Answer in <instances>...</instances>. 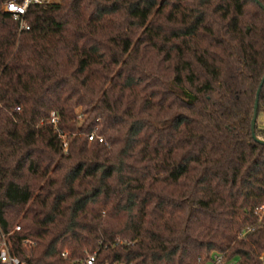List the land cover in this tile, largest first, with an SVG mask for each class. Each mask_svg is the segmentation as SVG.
I'll return each instance as SVG.
<instances>
[{
    "label": "trees",
    "instance_id": "trees-1",
    "mask_svg": "<svg viewBox=\"0 0 264 264\" xmlns=\"http://www.w3.org/2000/svg\"><path fill=\"white\" fill-rule=\"evenodd\" d=\"M8 1L0 240L11 252L27 264L89 253L264 264V142L250 130L264 0H55L27 8L28 28ZM255 134L264 141L257 118Z\"/></svg>",
    "mask_w": 264,
    "mask_h": 264
},
{
    "label": "built area",
    "instance_id": "built-area-1",
    "mask_svg": "<svg viewBox=\"0 0 264 264\" xmlns=\"http://www.w3.org/2000/svg\"><path fill=\"white\" fill-rule=\"evenodd\" d=\"M55 0H20V1H15L11 0L8 1L4 4V9L5 11L13 14L14 18H19L21 19L23 15L26 13L27 8L30 5H41V4H47ZM20 27L21 28H28L25 22L23 20H20ZM49 122L55 127L56 122H57V117L54 115V113L50 114V119ZM56 128V127H55ZM57 130V129H56ZM58 136L62 139L63 141V149H66V141L64 140V134L61 133V131L57 132ZM92 135L88 136V139H92ZM98 141H102V138L97 137ZM264 211V205L259 206L256 209V213L260 215ZM15 230H18L19 227L15 226ZM10 248V243L8 241V238L4 235H2L1 240H0V264H27V261L19 258L17 255L11 252ZM67 252H63L62 255L66 256ZM219 261V257L214 258V263H217ZM78 264H96L95 263V254L94 253H89L87 254Z\"/></svg>",
    "mask_w": 264,
    "mask_h": 264
},
{
    "label": "water",
    "instance_id": "water-1",
    "mask_svg": "<svg viewBox=\"0 0 264 264\" xmlns=\"http://www.w3.org/2000/svg\"><path fill=\"white\" fill-rule=\"evenodd\" d=\"M260 6L262 8H264L262 5H260ZM263 81H264V73H263V76L261 78V81H260V83L258 85V88L256 90V95H255V100H254V106H253V112H252V117H251V120H250L251 137L255 141L259 142V143H263L264 141L257 138V136L255 134V123H256L257 109H258V94H259V90H260V87H261Z\"/></svg>",
    "mask_w": 264,
    "mask_h": 264
},
{
    "label": "rangeland",
    "instance_id": "rangeland-1",
    "mask_svg": "<svg viewBox=\"0 0 264 264\" xmlns=\"http://www.w3.org/2000/svg\"><path fill=\"white\" fill-rule=\"evenodd\" d=\"M257 123L260 127H263L264 128V114H260L258 117H257Z\"/></svg>",
    "mask_w": 264,
    "mask_h": 264
}]
</instances>
